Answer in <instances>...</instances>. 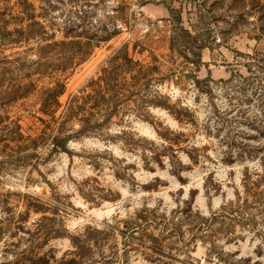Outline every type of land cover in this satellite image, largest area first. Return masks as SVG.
Returning a JSON list of instances; mask_svg holds the SVG:
<instances>
[{
  "label": "rangeland",
  "instance_id": "1",
  "mask_svg": "<svg viewBox=\"0 0 264 264\" xmlns=\"http://www.w3.org/2000/svg\"><path fill=\"white\" fill-rule=\"evenodd\" d=\"M0 264H264V0H0Z\"/></svg>",
  "mask_w": 264,
  "mask_h": 264
},
{
  "label": "trees",
  "instance_id": "2",
  "mask_svg": "<svg viewBox=\"0 0 264 264\" xmlns=\"http://www.w3.org/2000/svg\"><path fill=\"white\" fill-rule=\"evenodd\" d=\"M175 26H174V30L178 31V38L171 40V47L175 48V45L177 46L180 43H183V48L184 50H186L187 52H190V54L194 57V61L193 65L199 66L200 62V55H199V51L204 48L206 45L199 41L198 39H196L194 36H192L190 34V32L185 29L182 25H181V21L178 18H175ZM96 36V34L94 35ZM93 36V37H94ZM99 37V36H98ZM108 37L104 36L103 38H101L102 40H106ZM181 39V40H179ZM100 39L98 38L96 41H99ZM187 45V46H186ZM122 56L120 57L119 55H116L113 59H112V66H107L106 68L103 69V80H104V85H111L113 86V79L114 82L117 81L118 76L120 74V71L123 70L124 72H129L132 73L131 78L132 80H134L139 86H141V83H138V81H140L141 79L145 80L146 76H147V71H149L152 68H148V67H144L142 64H138L137 62H134L132 60V58L130 56H128L127 52L124 51V49L119 51ZM71 58V57H70ZM68 58V59H70ZM70 62V61H69ZM156 68V67H155ZM125 69V70H124ZM58 88V90L56 91V89ZM56 89L52 90L47 97H44L41 101V112L43 113H49L51 111V108L54 106V104H57V97L63 92V85L62 84H57L56 85ZM58 105V104H57ZM83 131V130H81ZM80 131V132H81ZM73 134H64L63 136H54L52 138V150L53 151H57L60 149L65 150V145L68 142V140L73 137ZM224 213H221L218 216H224ZM217 214H214L212 219H218V217H216Z\"/></svg>",
  "mask_w": 264,
  "mask_h": 264
}]
</instances>
